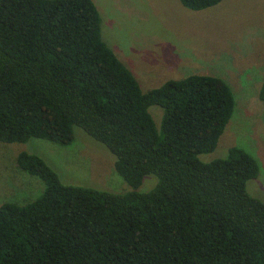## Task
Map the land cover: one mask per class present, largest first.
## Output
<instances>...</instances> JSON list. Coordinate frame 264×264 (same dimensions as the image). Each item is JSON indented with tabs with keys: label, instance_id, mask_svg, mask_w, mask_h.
Here are the masks:
<instances>
[{
	"label": "trees",
	"instance_id": "obj_1",
	"mask_svg": "<svg viewBox=\"0 0 264 264\" xmlns=\"http://www.w3.org/2000/svg\"><path fill=\"white\" fill-rule=\"evenodd\" d=\"M202 10L222 0H179ZM259 99L264 103V80ZM162 109L157 127L149 107ZM235 108L221 78L191 74L142 91L101 37L92 0H0V141L104 144L131 190L64 184L37 154L19 167L43 191L0 206V264H264L259 174L239 146L208 162ZM158 181L137 188L145 175Z\"/></svg>",
	"mask_w": 264,
	"mask_h": 264
},
{
	"label": "rangeland",
	"instance_id": "obj_2",
	"mask_svg": "<svg viewBox=\"0 0 264 264\" xmlns=\"http://www.w3.org/2000/svg\"><path fill=\"white\" fill-rule=\"evenodd\" d=\"M101 18V37L133 73L142 91L170 79L206 74L230 87L235 108L216 148L199 155L208 162L224 157L231 146L252 154L259 165L246 190L264 202V103L259 90L264 80V0H222L192 10L179 0H92ZM157 127L162 109L149 107ZM20 152L39 155L64 184L110 192L131 190L114 168L115 156L101 142L74 127L69 145L31 138L0 141V206L26 204L40 195L43 181L23 171ZM158 178L145 175L137 188L146 192Z\"/></svg>",
	"mask_w": 264,
	"mask_h": 264
}]
</instances>
